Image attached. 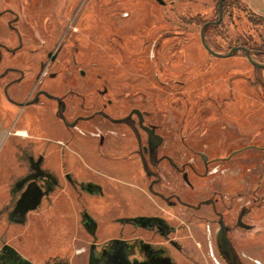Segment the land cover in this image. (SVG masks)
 <instances>
[{"label":"rangeland","instance_id":"374dc122","mask_svg":"<svg viewBox=\"0 0 264 264\" xmlns=\"http://www.w3.org/2000/svg\"><path fill=\"white\" fill-rule=\"evenodd\" d=\"M164 1L0 0V264H264V68ZM204 33L264 64L246 4Z\"/></svg>","mask_w":264,"mask_h":264},{"label":"water","instance_id":"95a60500","mask_svg":"<svg viewBox=\"0 0 264 264\" xmlns=\"http://www.w3.org/2000/svg\"><path fill=\"white\" fill-rule=\"evenodd\" d=\"M160 3H165L164 0H158ZM224 1L225 0H219V14H220V18L218 21L216 22H207L203 25L202 27V31H201V39H202V43L203 45L206 47V49L212 53L213 55L217 56V57H229L231 55H233V53L235 51H238V50H244L246 53H247V57L248 59L250 60L251 63H253L256 67L258 68H264V64H261V63H258L256 62L252 55H251V51L250 49H248L247 47L245 46H235L233 47L227 54H221V53H218V52H215L210 46L209 44L207 43L206 39H205V33H204V30L206 28V26L208 24H212V23H219L223 17V8H224ZM134 112L139 116V119H140V126L142 128H144L148 135H149V138H150V143L152 145V148L154 149L155 147H157L158 145H160L163 141L162 137L158 136L153 129L151 128H148L146 127L144 124H143V116H142V112H140L139 110H134Z\"/></svg>","mask_w":264,"mask_h":264},{"label":"crops","instance_id":"0c3cea01","mask_svg":"<svg viewBox=\"0 0 264 264\" xmlns=\"http://www.w3.org/2000/svg\"><path fill=\"white\" fill-rule=\"evenodd\" d=\"M244 4H246L250 9H252L254 12L264 15V0H238ZM7 106L15 107V104H13L7 96V93L5 92V95L0 100V108L6 109ZM22 132H25L26 134L23 135ZM19 135L23 137H27L28 131L21 130L18 132ZM7 131L6 127L1 124V116H0V149L2 148V145L6 139Z\"/></svg>","mask_w":264,"mask_h":264},{"label":"flooded vegetation","instance_id":"af4514ba","mask_svg":"<svg viewBox=\"0 0 264 264\" xmlns=\"http://www.w3.org/2000/svg\"><path fill=\"white\" fill-rule=\"evenodd\" d=\"M58 101H62L60 98H58ZM60 109H62V105H60ZM135 113V112H134ZM136 114V113H135ZM137 115V114H136ZM142 116H143V124L145 125V123H144V115H143V113H142ZM137 117H138V119H139V116L137 115ZM127 122H131V120H130V116L127 118V119H125ZM139 126H140V119H139ZM146 126V125H145ZM141 127V126H140ZM146 127H148V126H146ZM142 128V127H141ZM148 128H150V127H148ZM142 129H144V128H142ZM152 129V128H151ZM145 130V129H144ZM154 130V129H153ZM146 131V130H145ZM154 132H155V130H154ZM146 133H147V131H146ZM156 133V132H155ZM157 134V133H156ZM147 135H148V133H147ZM158 135V134H157ZM158 136H160V135H158ZM161 137V136H160ZM148 138H149V135H148ZM149 144H150V151H151V154L152 153H154L155 152V150H156V148L159 146H157V147H155L154 149L152 148V145H151V143H150V138H149ZM145 166H146V168H147V165L145 164Z\"/></svg>","mask_w":264,"mask_h":264},{"label":"trees","instance_id":"16d2710c","mask_svg":"<svg viewBox=\"0 0 264 264\" xmlns=\"http://www.w3.org/2000/svg\"><path fill=\"white\" fill-rule=\"evenodd\" d=\"M236 1H238V0H236ZM260 83H261V86H262V88H263V90H264V82L261 81Z\"/></svg>","mask_w":264,"mask_h":264},{"label":"bare ground","instance_id":"6f19581e","mask_svg":"<svg viewBox=\"0 0 264 264\" xmlns=\"http://www.w3.org/2000/svg\"><path fill=\"white\" fill-rule=\"evenodd\" d=\"M23 135H25L26 133L25 132H22Z\"/></svg>","mask_w":264,"mask_h":264}]
</instances>
